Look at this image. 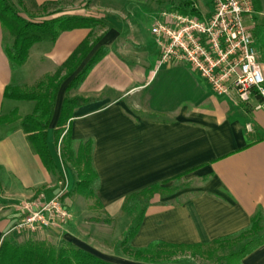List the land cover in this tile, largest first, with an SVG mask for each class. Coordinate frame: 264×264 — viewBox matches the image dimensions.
Returning a JSON list of instances; mask_svg holds the SVG:
<instances>
[{"label":"crops","instance_id":"0c3cea01","mask_svg":"<svg viewBox=\"0 0 264 264\" xmlns=\"http://www.w3.org/2000/svg\"><path fill=\"white\" fill-rule=\"evenodd\" d=\"M29 4L31 12L26 8L22 12L28 11L32 20L49 17L52 5L57 6L52 12L59 11L54 16H83L101 23L94 29L64 31L54 43H36L17 74L5 50L0 21V116L15 108L25 116L32 109L28 102L19 108L16 101L7 108V86L31 87L52 75L93 30L100 40L59 90L47 135L57 172L45 167L26 134L14 127L17 123L0 125V200L10 202L11 208H0V244L20 220L24 201L42 193L49 199L65 190L64 202L72 213L68 224H73L77 218L72 199L89 200L73 191L77 175L61 157L55 129L67 86L101 48L106 54L73 91L88 102L75 110L66 128L76 147L93 140L95 203L108 215L117 214L128 196L150 185L162 183L167 188L150 200L130 245L142 248L157 240L207 245L248 228L259 210L264 227V110L255 109L257 99L243 104L215 94L187 63H160L151 28L167 7L154 13L151 0H29ZM204 7L210 11L209 1ZM245 22L264 66V0H254ZM28 68L32 71L25 72ZM178 180L185 186L174 183ZM74 225L62 229L61 239L110 262L140 264L97 248L80 224ZM241 264H264V242Z\"/></svg>","mask_w":264,"mask_h":264},{"label":"trees","instance_id":"16d2710c","mask_svg":"<svg viewBox=\"0 0 264 264\" xmlns=\"http://www.w3.org/2000/svg\"><path fill=\"white\" fill-rule=\"evenodd\" d=\"M254 3V0H253ZM22 0H0V21L5 32V50L11 64L21 66L29 56L31 48L38 42L50 41L54 43L58 36L75 28L94 27L101 22L83 16H54L59 11L49 13L43 20H32L26 12L19 8ZM178 10L183 14L202 17V12L192 0L182 2ZM94 38V30L82 41L69 58L60 65L52 75L46 76L31 87L9 85L5 91V98L13 101L32 103L30 113L19 115L18 109H13L0 116V125H13L20 128L27 137L32 150L39 155L45 167L57 172V164L47 141L48 130L54 117L59 90L80 68L83 61L89 56L94 46L99 41ZM106 54V49L101 48L92 57L88 64L70 81L61 106L60 115L55 129V142L60 144L61 157L75 170L77 182L73 191L85 197L96 198L95 185L98 181L97 172L93 166V140L80 142L76 147L67 123L74 116L75 110L88 102V99L75 94L90 69ZM13 129V128H12ZM166 183V182H165ZM167 188L163 184H153L143 190L128 196L122 210L129 215H136L135 225L130 228L123 244L127 245V252L138 262L145 264H163L160 259L165 254L185 251L199 246L229 243L236 241L242 243L240 256L243 258L264 242V227L262 225L263 212L259 210L251 219L250 226L241 232L214 240L207 245L171 244L165 241H153L146 247L135 248L130 241L138 233L145 211L152 197L162 193ZM145 200L143 206L140 202ZM10 235V234H8ZM160 258V259H159ZM0 264H127L114 263L105 260L94 252L79 247L72 241L63 240L56 246L47 240H34L27 238L17 241L9 236L0 244ZM173 264V263H167Z\"/></svg>","mask_w":264,"mask_h":264},{"label":"built area","instance_id":"2783aa9c","mask_svg":"<svg viewBox=\"0 0 264 264\" xmlns=\"http://www.w3.org/2000/svg\"><path fill=\"white\" fill-rule=\"evenodd\" d=\"M208 1L211 9L201 18L183 14L178 7L161 11L151 28L160 63H187L215 94L243 104L257 99L255 109L264 110V66L245 22L253 0ZM65 194L61 190L48 199L42 193L22 202L21 218L7 234L63 229L72 219Z\"/></svg>","mask_w":264,"mask_h":264},{"label":"rangeland","instance_id":"374dc122","mask_svg":"<svg viewBox=\"0 0 264 264\" xmlns=\"http://www.w3.org/2000/svg\"><path fill=\"white\" fill-rule=\"evenodd\" d=\"M14 1L17 2L18 0H14ZM151 1L154 2L155 4L153 8V12L158 13V11H160L164 7H167L169 9L174 8L178 4L189 0H151ZM192 1L198 3L201 6L202 12L204 14L208 13L209 8L204 7L207 6L208 0H192ZM49 6H50L49 11L51 12L57 8V6H52V5ZM19 8L21 9V11L23 10V8H26L28 11L31 12L30 9L31 5L29 4V0H24V1L22 0V6H20ZM28 11L27 13H29ZM14 69L17 74L21 72L20 66L14 65ZM25 70H26L25 72L32 71L31 68ZM11 102H13V100L11 99L6 100L7 108L8 106H10ZM16 103L18 104L17 106L21 108V105L26 102L16 101ZM29 105L32 106V103H29ZM54 151L59 156L56 146H54ZM64 167H66L65 170L66 173H68L69 171L67 168V163L65 162H64ZM60 180L65 182L63 177L60 178ZM174 183L182 187L185 186V184L181 182V180L175 181ZM87 198L89 199L87 200V203L80 202L76 198L72 199L73 202L71 206L73 209V213L77 218L76 220L80 224V228L82 229L81 231L83 233L88 234L89 235L88 237H90L89 239H92V241L94 240L93 242L98 246V247L96 246L97 248H101L106 252L110 253L111 255H116V256L121 255L124 257L123 258L124 260L133 259L132 256L127 252L126 249L127 245H124L123 241L127 236L130 228L135 225L137 214L135 213L131 216L127 212L121 210L117 214L111 216L108 215L105 211L101 210L100 207H98V205L95 203L96 201L94 197H87ZM91 203L93 204L89 206V204ZM145 203H146L145 200H143L140 202L139 206H143ZM9 204L10 202L8 201L1 202L0 200V208H2L3 211L11 209L8 208ZM77 222L73 224H66L65 226L73 228L75 226L74 224H76ZM77 226L78 225H76V227ZM62 233H64L62 229H51L35 234L23 233L21 235L10 234L8 236L11 238H15L17 241H22L27 238H32L34 240H47L56 246H60L63 242V239H61ZM242 246H243L242 243L236 242L234 240L229 243L225 242L223 244H213L205 247H196L192 249H187L185 251H177L174 252L173 254H165L162 259L159 258L160 259L159 261L160 263L163 264H167V263L241 264L242 258L239 253L240 250L242 249L241 248ZM139 263L145 264L142 262Z\"/></svg>","mask_w":264,"mask_h":264}]
</instances>
